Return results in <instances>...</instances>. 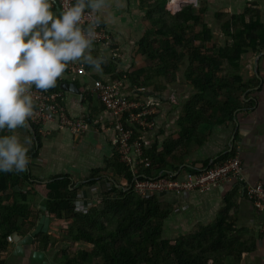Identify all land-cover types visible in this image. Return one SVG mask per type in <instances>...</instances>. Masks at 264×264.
Returning a JSON list of instances; mask_svg holds the SVG:
<instances>
[{"label": "trees", "instance_id": "obj_1", "mask_svg": "<svg viewBox=\"0 0 264 264\" xmlns=\"http://www.w3.org/2000/svg\"><path fill=\"white\" fill-rule=\"evenodd\" d=\"M198 1L175 13L165 7L164 0H145L146 20L151 23V29L140 41L134 59L137 61L136 56L146 59L151 62L150 66L141 69L132 65L126 72H117L113 64L106 68L102 64L112 80L129 81L132 89H143L154 84L157 76L164 78L167 85L176 84L180 81L178 72L186 63L184 77L193 93L177 120L178 139L162 145L156 139L149 148H144L143 157L149 159L150 165L139 168L136 177L141 180L160 173L175 174L176 171L169 169L170 160H175V149L186 152L190 144L200 143V127L208 120L231 122L246 99L243 94L257 84L244 83L242 76L243 56L250 51L264 52V21L257 3L248 4L241 14H216L215 19L223 20L221 32L225 42L220 45L205 23L208 7ZM79 67L92 70L80 63L73 72ZM165 88L157 86L158 90ZM79 89L84 100L90 101L93 94L84 86ZM41 91L49 94L47 90ZM53 100L61 102V98ZM157 118L158 115L147 120ZM31 127L39 139L38 126L31 124ZM138 130L145 131L137 128L134 139L142 140ZM0 134L8 133L5 130ZM234 155L235 150H232L211 166L222 164ZM106 167L112 186L96 198L99 206L86 214L79 213L75 205L85 185L71 190L73 186L66 177L48 183L34 181L28 177L27 169L22 173H0V264H5L3 258L10 246L8 237L23 228L32 230L36 225L29 203L35 193L47 200V209L55 219L52 228L56 232L62 229V239L58 241L93 246L91 251L78 253H71L69 247L61 250L58 260L63 264H240L243 256L254 250V239L246 240L241 230H237L230 197L212 225L167 239L163 237V224L168 212L160 209L158 196L144 198L137 194L135 176L121 161L116 146L113 156L106 160ZM182 171L185 172V168ZM53 237L58 238L53 234H40L36 242L46 251L55 249L58 241Z\"/></svg>", "mask_w": 264, "mask_h": 264}, {"label": "crops", "instance_id": "obj_2", "mask_svg": "<svg viewBox=\"0 0 264 264\" xmlns=\"http://www.w3.org/2000/svg\"><path fill=\"white\" fill-rule=\"evenodd\" d=\"M144 1L108 0V7L97 13L103 22L104 30L110 36L109 47L96 45L91 53L93 56H106L103 68L113 64L117 72H126L132 65H137L141 69L150 66L151 62L146 59L138 56L137 61L134 59V52L138 49L140 41L151 29V23L146 20L147 6ZM170 1L164 0L168 10ZM180 1L182 4L176 12L190 5L185 0ZM253 2L257 3L262 11L264 21V0H201L200 4L208 7L205 23L211 28L208 18L215 19L216 14L220 12L228 16L241 14L245 7ZM56 5H59V0H56ZM219 36L218 41L224 40L222 33ZM183 65L186 66V63ZM75 66H80V62H70L57 82L73 84L79 89L82 86H89L93 80L99 78L112 80L111 75L105 73L106 69H102L101 72L93 69L85 70L83 73L79 70L73 72ZM242 67L243 82L257 84L243 94L242 97L246 99L241 108L234 113L231 122L216 123L214 120H208L200 127L198 136L200 143L190 144L186 152L175 149V160H170L169 169L176 171L174 175L178 178H184L190 169L198 171L211 167L220 157L235 150L241 157L245 181L252 185L264 184V52L246 53L243 56ZM181 71L183 72L182 68ZM154 79V84L143 89H132L129 81H125L124 87L126 93L134 95L144 104H149L153 100V105L160 111L156 127L140 133V138L148 148L156 139H159L160 145L165 141L178 139L177 120L182 114L183 105L193 93L185 80L182 82L183 86H180L178 82L167 85L162 77L157 76ZM159 85L166 88L158 90ZM48 92L49 94L44 93L49 96L52 94L50 96L52 100L56 97L62 98L63 107L69 118L82 117L88 126L86 131L74 135L59 122H48L38 126L39 139L28 124L26 128L16 129V134L21 138L26 135L31 139V144L28 145L30 162L26 168L27 175L30 179L43 183L66 177L71 182L70 186H73L71 190L85 185L82 190L95 201L112 186L111 179L107 177L109 170L106 167V160L113 156L115 150L111 125L113 117L105 110L96 94L92 95L90 101H85L81 92L76 94L65 91L57 85ZM184 168L185 172L182 171ZM28 189L29 187H26V190ZM228 197L234 203L232 215L237 230H241V235L245 236L246 240L253 238L255 241L254 250L246 253L240 264H264V213L258 212L247 200L241 191V185L236 181L225 182L208 191H194L187 196L175 192L159 195L160 209L168 212L163 224V237L176 239L194 233L202 226L212 225L225 207ZM29 203L36 225L47 211L50 215L48 234L58 237H53V240L62 239V229L56 232L52 228L55 219L47 209L45 197L38 193L32 194ZM33 230L23 228L18 234L27 237ZM63 242L58 241L55 249L46 251L43 245L35 240L33 244L24 246V255H18L15 245L11 242L3 259L5 264H63L58 260L61 250L69 247L71 253H78L91 251L93 248L84 242L72 244ZM36 253L39 254L38 258L35 257ZM40 254L43 255L42 258Z\"/></svg>", "mask_w": 264, "mask_h": 264}, {"label": "clouds", "instance_id": "obj_3", "mask_svg": "<svg viewBox=\"0 0 264 264\" xmlns=\"http://www.w3.org/2000/svg\"><path fill=\"white\" fill-rule=\"evenodd\" d=\"M108 0H0V173H22L29 164L26 128L33 114L30 89L55 87L69 63L80 62L102 71L106 56H93L101 23L97 13ZM90 17L84 23L85 15Z\"/></svg>", "mask_w": 264, "mask_h": 264}, {"label": "built area", "instance_id": "obj_4", "mask_svg": "<svg viewBox=\"0 0 264 264\" xmlns=\"http://www.w3.org/2000/svg\"><path fill=\"white\" fill-rule=\"evenodd\" d=\"M71 0H59V5L67 7ZM189 4H197V0H189ZM181 1L175 2L171 0L168 8L170 11L176 12ZM98 16V14H96ZM100 18V17H99ZM90 17L86 14L84 23L89 21ZM101 20V18H100ZM97 37L94 46L104 45L110 46V36L104 30L103 22L96 29ZM94 49V47H93ZM80 72L85 69L79 67ZM126 78V76H124ZM125 80H93L92 83L85 87V90L96 94L109 112L112 119V130L114 132V145L116 151L121 157V161L126 164L135 176L134 188L138 195L148 198L149 196L175 192L189 195L194 191H208L214 186H220L225 182L236 181L241 185V191L258 212L264 213V184L257 183L255 185L248 184L245 180L242 170V161L238 153L229 157L222 164L211 166L198 171H189L184 178H178L174 174L164 173L158 174L154 178H145L143 180L136 177L139 168L149 166L150 161L143 157L144 148L147 146L141 139H134V131L144 129L145 131L153 130L156 127V120L149 121L148 117L159 115L160 111L157 106L151 103L144 104L141 100L132 98L129 93L124 91ZM33 97V114L28 119L31 124L42 126L48 122L57 121L61 126L68 128L72 134H81L87 129V123L80 118H69L65 108L61 102L52 100V98L38 89H30ZM58 98V97H56ZM139 131V130H138ZM143 130L140 133L145 132ZM100 202L93 201L87 195V192L81 190L79 197L75 201L77 211L86 214L92 208L98 207ZM264 231V229H263ZM8 241H13L12 236L8 237Z\"/></svg>", "mask_w": 264, "mask_h": 264}, {"label": "water", "instance_id": "obj_5", "mask_svg": "<svg viewBox=\"0 0 264 264\" xmlns=\"http://www.w3.org/2000/svg\"><path fill=\"white\" fill-rule=\"evenodd\" d=\"M56 85L57 87L65 91H71L76 94L80 93L79 89L73 84L57 82ZM51 89L52 88L48 89V91ZM27 124L29 125V127H31V123L29 120L27 121ZM49 226H50V215L47 211H45V214L40 218L34 230L31 231L30 235H28L27 237H22L18 233H14L12 236L13 239L12 242L15 245L16 253L18 255H24V246L26 244H33L38 235L48 233ZM35 257L38 258L39 254L36 253ZM42 257L43 255L40 254V258Z\"/></svg>", "mask_w": 264, "mask_h": 264}, {"label": "rangeland", "instance_id": "obj_6", "mask_svg": "<svg viewBox=\"0 0 264 264\" xmlns=\"http://www.w3.org/2000/svg\"><path fill=\"white\" fill-rule=\"evenodd\" d=\"M188 1L189 0H185V2H188ZM220 14H224V13L223 12L222 13L220 12ZM210 16H211V14H210ZM211 18H213V17L208 18V22L210 23L211 30H212V34H214V41L215 42H218L220 45H223L224 42H225L224 35H223V39L224 40H222V41L221 40H219V41L217 40V39H220L219 34L222 33L221 32V26H222L223 20L211 19ZM182 70H183V72L186 70V66L185 65L182 66ZM183 72L182 71L181 72L180 71L178 72V78H180V81H178V84L180 86H183L182 82H183V80H185V77H184V73ZM185 83L187 84V82H185ZM221 100H224V99H221Z\"/></svg>", "mask_w": 264, "mask_h": 264}, {"label": "bare ground", "instance_id": "obj_7", "mask_svg": "<svg viewBox=\"0 0 264 264\" xmlns=\"http://www.w3.org/2000/svg\"><path fill=\"white\" fill-rule=\"evenodd\" d=\"M177 1H180V0H176V2H177ZM182 1H184V0H182Z\"/></svg>", "mask_w": 264, "mask_h": 264}]
</instances>
